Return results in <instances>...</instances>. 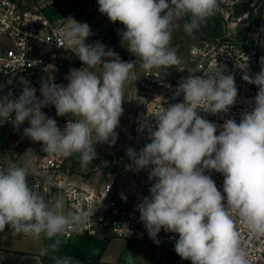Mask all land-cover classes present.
<instances>
[{
    "label": "clouds",
    "instance_id": "9594fccd",
    "mask_svg": "<svg viewBox=\"0 0 264 264\" xmlns=\"http://www.w3.org/2000/svg\"><path fill=\"white\" fill-rule=\"evenodd\" d=\"M98 5L109 21L124 26L122 42L149 73L179 63L171 48L179 21L188 17L183 30L191 35L220 10L219 0H98ZM91 34L87 23L66 19L61 36L84 65L70 70L67 85L42 82L38 98L22 80L18 98L0 96V124L10 121L19 129L28 121L25 137L57 157L79 154L83 166L96 158V144L115 143L125 84L137 80L135 63L121 61L99 42L86 44ZM242 78L258 92L239 123L226 120L217 135V125L199 115L227 113L236 101L233 75L216 65L204 76L184 80L175 93L183 94V101L157 112L149 142L139 152L131 147L126 152L135 170L149 169L154 181L150 196L138 205L149 237L159 243L155 237L162 229L178 234L174 251L191 264H250L237 220L251 235L264 236V67ZM46 106H54L57 116L72 117L63 130L42 112ZM206 170L223 175V195ZM28 174L27 166L0 168V231L9 227L36 240L43 237L51 242L44 253H55L92 210L66 211L62 200H46L28 184ZM54 264L79 262L57 256ZM126 264H134L131 255Z\"/></svg>",
    "mask_w": 264,
    "mask_h": 264
},
{
    "label": "built area",
    "instance_id": "2783aa9c",
    "mask_svg": "<svg viewBox=\"0 0 264 264\" xmlns=\"http://www.w3.org/2000/svg\"><path fill=\"white\" fill-rule=\"evenodd\" d=\"M76 0H0V84L9 81L8 85H0V96L12 94L18 98L22 92V80H26L36 89L40 97L42 82L51 80L58 85H67V79L37 80L36 76L47 72L52 59L50 51L59 54V62L65 61V54L72 52L73 47L61 36L66 19L72 18L83 23L90 13L81 16L80 1ZM97 0H90L94 5ZM244 0H219V14L224 20V35L222 37L204 38L193 42L187 52L185 64L178 65L174 77L167 79L158 69L145 72L140 68V62H134L136 81L131 83L132 103L127 118L130 121V135L126 148L139 152L149 142V128L154 127L153 116L170 104L183 101V94L176 96L178 86L189 76H204L216 65L224 70V74L234 77L238 94L233 106L227 113L211 114L201 111L199 115L217 125V135L222 130L220 126L228 119L240 122L242 114L250 112L254 107V98L258 86L249 84L242 77L245 74L254 76L262 70L261 58L264 57V42L260 33L264 30V17L258 26L251 21L245 24L249 30L257 33L259 40H252L253 49H248L251 39H238L233 36L249 19L250 15L259 12L264 16V0H253L250 10L237 13L236 7ZM72 6H76L72 8ZM263 44V45H262ZM50 60V61H49ZM49 61V62H48ZM131 62V60H130ZM247 63V68H241ZM42 112L57 122L63 130L71 116L60 117L54 106L42 108ZM12 123L5 122L2 126ZM30 126L28 121L22 124ZM23 132L15 136L9 145L10 149L26 144ZM37 151L32 155L28 165H23L18 159L10 164L0 163V168L12 165L27 166L31 186L46 200L60 199L66 211L83 212L92 210L89 220L77 231L68 233L64 238L90 237L109 240L112 238L146 241L156 247L174 249L178 234L164 231L155 237L159 243L150 238L144 224L140 221L138 205L144 197L150 196L149 189L154 181L149 180V169L135 170V166L127 156L116 162L109 170L100 172V180L92 185L85 182L81 174L72 173V156L57 157L43 151L41 143L37 142ZM216 183L223 195L222 174L205 171ZM226 203V201H225ZM237 231L240 234L241 246L248 254L250 264H264V236L256 237L249 233L246 227L237 220Z\"/></svg>",
    "mask_w": 264,
    "mask_h": 264
},
{
    "label": "rangeland",
    "instance_id": "374dc122",
    "mask_svg": "<svg viewBox=\"0 0 264 264\" xmlns=\"http://www.w3.org/2000/svg\"><path fill=\"white\" fill-rule=\"evenodd\" d=\"M252 1L253 0H244V2L239 3V5L236 7L237 13L239 14L244 11L250 10V4ZM74 7L72 6V8ZM79 11L81 13V16H84L86 11L90 12L85 17L83 22L87 23L90 26V30L92 33L85 41L86 44H94L96 42H99L105 46L106 51L111 50L123 62H130V60L131 62L139 61V58L131 54L128 51L126 45L122 42L121 33L125 30L124 26L119 22L113 23L109 21L106 15L100 13L98 0L94 5L90 4V0H81ZM263 17V14L260 12L257 15L251 14L249 19L245 21L243 26L238 28L237 32L233 34V36L243 40L247 38L251 39L248 49H253L255 44L252 42V40L257 41L259 40V37H257L256 32L250 31V28H248L245 24H249L251 21H253L258 26V22L260 23ZM187 19L188 17H185L183 20L179 21V26L176 27L172 32L171 48L175 51L179 63L172 66L171 68L158 69L164 74L167 79H171L175 76L178 65L186 63L188 48L193 42H197L204 38L222 37L224 35V20L217 13L212 17H209L200 26V28L195 30L191 35L187 34L183 30V23ZM260 37L264 42V30L260 33ZM263 49L264 47L262 48V50ZM45 50L47 52L49 51L48 57L52 60L50 62V66L47 69V72L37 75V80L42 81L51 78L64 80L69 75L71 69H80L84 67L82 62L75 56L74 51L65 54L64 62H59V54L50 51L48 48H46ZM99 70V68L95 69V71L97 72H99ZM123 99V114L120 118L118 127L115 129V132L117 134L115 143L96 144V158L87 166L82 165L79 154H74L72 157V173L81 174L85 182L90 185L100 180V172L109 170L124 156L126 152L130 135V121L127 118V114L132 103L131 82L125 84ZM65 250L66 248L62 249V247H60L57 252L50 253L55 254L59 257L67 256L72 258H77L78 256L84 254V252H65ZM78 262L79 264H87V262L82 260H79Z\"/></svg>",
    "mask_w": 264,
    "mask_h": 264
},
{
    "label": "crops",
    "instance_id": "0c3cea01",
    "mask_svg": "<svg viewBox=\"0 0 264 264\" xmlns=\"http://www.w3.org/2000/svg\"><path fill=\"white\" fill-rule=\"evenodd\" d=\"M8 83L9 81H3L0 85L5 87ZM23 130L22 125L17 129L13 124H0V163L7 165L18 159L23 165L29 164L32 155L37 151V142L26 139V144L10 149L12 156L8 154L10 143ZM27 180L31 186V180ZM50 243L43 237L36 240L24 234L14 233L11 228L6 227L0 231V264H54V257L57 256L50 252L44 253ZM61 247L66 248L65 252H84L77 258H70L85 261L87 264H126L129 255L133 257L134 264H191L190 260L181 259L174 249L156 247L146 241L74 237L63 238Z\"/></svg>",
    "mask_w": 264,
    "mask_h": 264
},
{
    "label": "trees",
    "instance_id": "16d2710c",
    "mask_svg": "<svg viewBox=\"0 0 264 264\" xmlns=\"http://www.w3.org/2000/svg\"><path fill=\"white\" fill-rule=\"evenodd\" d=\"M77 1H80L81 2V0H76L75 2H77Z\"/></svg>",
    "mask_w": 264,
    "mask_h": 264
}]
</instances>
